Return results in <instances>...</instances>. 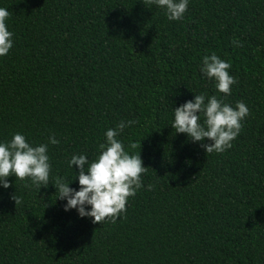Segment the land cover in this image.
<instances>
[{"label":"trees","instance_id":"1","mask_svg":"<svg viewBox=\"0 0 264 264\" xmlns=\"http://www.w3.org/2000/svg\"><path fill=\"white\" fill-rule=\"evenodd\" d=\"M0 7L14 34L0 57V142L47 144L51 165L47 187L14 176L0 187V264H264V0H189L178 21L143 0ZM212 53L231 65L230 95L200 72ZM201 94L249 109L223 153L170 126ZM129 120L117 139L139 153L144 187L115 223L64 211L55 178L79 190L71 157L94 160L105 132Z\"/></svg>","mask_w":264,"mask_h":264},{"label":"clouds","instance_id":"2","mask_svg":"<svg viewBox=\"0 0 264 264\" xmlns=\"http://www.w3.org/2000/svg\"><path fill=\"white\" fill-rule=\"evenodd\" d=\"M189 0H143V4L155 5L165 11L169 21L182 20L187 11ZM10 12L0 7V57L8 54L13 47V32L9 31L6 20ZM236 46L239 41L232 42ZM230 63L212 53L202 58L201 74L215 82L218 93L230 95L231 86L237 83L229 74ZM174 120L171 127L176 133L186 134L193 143L200 142L205 153H223L231 148V142L236 139L242 128V121L250 114L248 107L237 102L235 107L224 103L216 95L206 97L195 95L173 109ZM203 121V122H201ZM129 120L121 121L116 128L105 132V142L98 145V155L89 161L85 155H73L69 166H76L79 190L70 188L63 177L55 178L57 199L66 200L64 211L75 209L80 218L89 217L93 224L104 221L115 223L117 218L127 210L130 197L144 187L142 174L147 168L138 154H129L124 144L117 139L123 130L134 124ZM207 140L208 143H204ZM59 140L55 136L49 137V143L56 145ZM135 142L129 143V149L137 148ZM139 147L141 145L139 144ZM48 145H30L25 136L15 133L10 141L0 142V187L4 189L11 185L8 177L14 176L21 181L28 180L37 189L49 185L51 165L49 163ZM148 190L152 185L147 186ZM11 199L15 205L22 203V198L14 194ZM90 206V210H86Z\"/></svg>","mask_w":264,"mask_h":264}]
</instances>
